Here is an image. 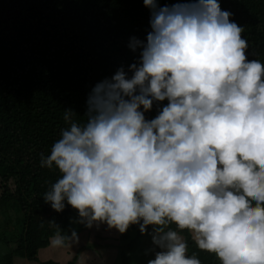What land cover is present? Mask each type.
I'll return each mask as SVG.
<instances>
[{"label": "clouds", "instance_id": "obj_1", "mask_svg": "<svg viewBox=\"0 0 264 264\" xmlns=\"http://www.w3.org/2000/svg\"><path fill=\"white\" fill-rule=\"evenodd\" d=\"M144 5L151 31L130 39L131 76L121 67L97 83L83 123L66 109L41 153L60 174L43 199L89 228L139 225L159 249L148 264H201L185 231L220 264H264V63L248 59L244 28L219 0Z\"/></svg>", "mask_w": 264, "mask_h": 264}, {"label": "trees", "instance_id": "obj_2", "mask_svg": "<svg viewBox=\"0 0 264 264\" xmlns=\"http://www.w3.org/2000/svg\"><path fill=\"white\" fill-rule=\"evenodd\" d=\"M175 2L158 0L160 6ZM219 3L244 28L248 59L264 63V0ZM150 18L144 0H0V209L16 205L20 215L14 233L4 235L10 251L0 264H14L15 257L76 264L83 249L74 255L63 251L71 239L54 242L57 233L71 236L75 231V209L65 202L57 212L45 203L44 194L60 174L42 168L40 155L50 154L67 127L66 109L83 123L97 83L121 67L131 76L129 67L138 61L139 50L128 45L132 37L146 42ZM167 103L154 104L146 119L155 118ZM144 235L139 225L120 233L118 264L130 263ZM182 235L189 256L195 254L201 264H220L214 254L199 250L187 231Z\"/></svg>", "mask_w": 264, "mask_h": 264}, {"label": "rangeland", "instance_id": "obj_3", "mask_svg": "<svg viewBox=\"0 0 264 264\" xmlns=\"http://www.w3.org/2000/svg\"><path fill=\"white\" fill-rule=\"evenodd\" d=\"M18 207L15 205L8 206L7 211L0 209V260L10 251V247L5 245L3 239L14 233L17 225V219L20 218L17 212ZM11 218L13 220H11ZM73 227L77 233L76 239H71L67 246L72 249L75 255L80 249L88 248L89 251L80 253L76 264H118L119 262V248H120V232L114 228H109L106 223L93 224L91 228H87L85 223L80 222L79 213L75 210L72 217ZM89 229V230H88ZM88 230V231H87ZM91 232V233H88ZM9 234V235H8ZM88 235L90 236L88 238ZM109 248H105L107 245ZM155 245L152 242V237H143L137 244V248L133 250L132 258L129 264H148L150 259H154ZM158 251L159 249H155ZM63 251H67L64 248ZM107 253L106 255H104ZM17 258V264H39L34 261H29L25 258Z\"/></svg>", "mask_w": 264, "mask_h": 264}, {"label": "crops", "instance_id": "obj_4", "mask_svg": "<svg viewBox=\"0 0 264 264\" xmlns=\"http://www.w3.org/2000/svg\"><path fill=\"white\" fill-rule=\"evenodd\" d=\"M88 228V227H87ZM89 230V229H88ZM87 230V231H88ZM88 233H91V232H88ZM90 236L88 235V238H89ZM109 247H111V245H107V246H105V248H109ZM55 248H57L56 247V245H54L53 247H52V249H55ZM65 249H67V251H70V252H74V250H73V247H72V249H70L68 246H65ZM91 249V248H90ZM90 249H88V248H85V249H83L82 250V252H84V254H86V251H89ZM51 250V249H50ZM63 250H64V248H63ZM47 252V251H46ZM107 253H105L104 255H106ZM80 257V256H79ZM37 263H39V264H42V262H37ZM14 264H17V258H16V260H14Z\"/></svg>", "mask_w": 264, "mask_h": 264}]
</instances>
